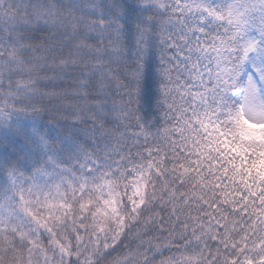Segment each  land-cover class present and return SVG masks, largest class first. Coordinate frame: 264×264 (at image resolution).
<instances>
[{
  "label": "snow or ice",
  "instance_id": "obj_1",
  "mask_svg": "<svg viewBox=\"0 0 264 264\" xmlns=\"http://www.w3.org/2000/svg\"><path fill=\"white\" fill-rule=\"evenodd\" d=\"M0 264H264V0H0Z\"/></svg>",
  "mask_w": 264,
  "mask_h": 264
}]
</instances>
